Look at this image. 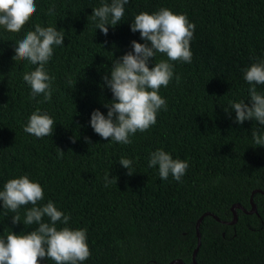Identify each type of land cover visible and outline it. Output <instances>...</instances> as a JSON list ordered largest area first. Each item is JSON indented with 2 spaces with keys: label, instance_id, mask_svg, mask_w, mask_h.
Masks as SVG:
<instances>
[{
  "label": "trees",
  "instance_id": "obj_1",
  "mask_svg": "<svg viewBox=\"0 0 264 264\" xmlns=\"http://www.w3.org/2000/svg\"><path fill=\"white\" fill-rule=\"evenodd\" d=\"M111 3V0H105ZM55 6L57 15H48ZM101 0H36L37 12L19 33L0 26V190L14 178L27 175L44 189L40 205L52 201L70 215L68 225L87 229L90 258L83 264H264V147L254 144L252 131L264 135L258 122H235L236 114L224 111L230 102L251 106L244 69L264 61V0H130L125 16L104 35L92 20ZM162 8L187 16L196 25L190 44L192 62H172L175 76L160 89L167 110L146 132L131 135L130 144L104 140L90 125L113 94L103 77L112 62L133 51L132 41L144 44L131 31L136 15ZM65 31L63 46L55 47L45 65L55 78L52 99L32 98L25 72L38 65L15 61V44L35 25ZM157 54L155 62L166 60ZM264 93V86H257ZM39 109L55 121L53 134L37 138L24 132L30 116ZM231 110V109H229ZM75 138V142H73ZM88 138L91 143H87ZM158 149L189 167L180 182L171 175L162 180L158 167L149 168L150 153ZM63 151V152H62ZM121 158L133 161L128 174ZM117 183L105 187V176ZM22 206L20 224L0 201V238L12 232L28 234ZM47 219V218H45ZM40 264H54L42 259Z\"/></svg>",
  "mask_w": 264,
  "mask_h": 264
},
{
  "label": "clouds",
  "instance_id": "obj_2",
  "mask_svg": "<svg viewBox=\"0 0 264 264\" xmlns=\"http://www.w3.org/2000/svg\"><path fill=\"white\" fill-rule=\"evenodd\" d=\"M129 2L111 0L109 4L101 0V6L94 8L91 16L96 28L107 35L109 26L115 28L120 24ZM36 12V0H0V26L8 32L19 33ZM47 14H58L54 5L49 7ZM195 28L196 25L189 22L187 16L174 14L167 8L153 14L143 12L135 16L131 31L139 32L145 43L132 41L133 51L114 59L110 78L108 75L103 77L105 85L113 94V100L104 104L108 109L107 116L99 109L92 113L90 125L96 134L104 140L130 144L131 135L146 132L157 123L158 112L167 110L166 100L159 95L160 89L168 87L175 76L174 64L169 61L192 62L190 44ZM64 41V30L36 24L34 31H28L15 44V61L27 60L32 65H38L34 71L23 75V80L31 88L33 99L40 95L44 97L42 102L52 99L55 78L48 74L45 65L53 57L54 46H63ZM158 53L166 55L167 59L155 62V66L150 68V62L155 60ZM175 79L179 83L180 77L175 76ZM244 80L250 85L248 93L251 106L245 101H232L224 111L229 115L234 111L235 122L241 125L254 120L264 126V93L257 90L258 85L264 86V61L244 69ZM54 124L52 117L37 109L23 130L43 138L53 134ZM252 138L254 144L264 147V135L258 130L252 131ZM85 139L91 143L88 138ZM119 163L128 169L129 175H133L132 160L121 158ZM148 167H158L162 180H167L171 175L180 182L189 164L173 159L171 154L158 149L150 153ZM111 183H117V178L110 179L106 175L105 187ZM44 196L43 187L27 175L7 181L3 190H0L4 209L17 213L12 216L14 224H20L19 209L31 205L25 213L23 224L37 226L28 234L17 235L12 232L6 239L0 238V264H40L42 259L54 261V264H83L90 258L87 229L73 230L67 226L58 229L57 224L68 225L71 216L65 215L52 201L40 205Z\"/></svg>",
  "mask_w": 264,
  "mask_h": 264
},
{
  "label": "water",
  "instance_id": "obj_3",
  "mask_svg": "<svg viewBox=\"0 0 264 264\" xmlns=\"http://www.w3.org/2000/svg\"><path fill=\"white\" fill-rule=\"evenodd\" d=\"M255 193H261L264 195V192L260 191V190H254L252 192V195H251V198H250V204H251V209L249 211H246L242 206L240 205H234L232 207V213H233V220L231 222H229L228 224H234L237 220V214H236V209H239L241 211H243L244 213H248V214H253V213H257V209H256V205L253 203V194ZM205 216H212L214 217L217 221H219V219L210 214V213H204L198 220H197V223H196V231H197V246L196 248L194 249L193 251V254H192V264H197L196 263V254L198 252V248L200 246V232H199V226H200V223L202 221V219L205 217ZM169 264H184L181 260H173L172 262H170Z\"/></svg>",
  "mask_w": 264,
  "mask_h": 264
}]
</instances>
